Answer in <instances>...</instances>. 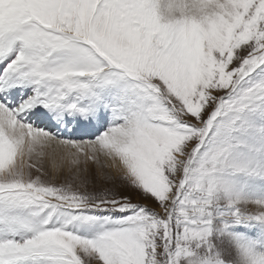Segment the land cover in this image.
<instances>
[{
  "label": "snow or ice",
  "instance_id": "obj_1",
  "mask_svg": "<svg viewBox=\"0 0 264 264\" xmlns=\"http://www.w3.org/2000/svg\"><path fill=\"white\" fill-rule=\"evenodd\" d=\"M0 264H264V0H0Z\"/></svg>",
  "mask_w": 264,
  "mask_h": 264
}]
</instances>
